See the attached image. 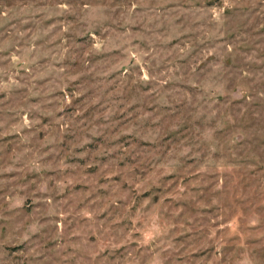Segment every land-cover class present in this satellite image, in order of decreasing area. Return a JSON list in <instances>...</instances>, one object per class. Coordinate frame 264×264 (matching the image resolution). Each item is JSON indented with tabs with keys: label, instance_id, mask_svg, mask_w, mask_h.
<instances>
[{
	"label": "rangeland",
	"instance_id": "1",
	"mask_svg": "<svg viewBox=\"0 0 264 264\" xmlns=\"http://www.w3.org/2000/svg\"><path fill=\"white\" fill-rule=\"evenodd\" d=\"M0 264H264V0H0Z\"/></svg>",
	"mask_w": 264,
	"mask_h": 264
}]
</instances>
